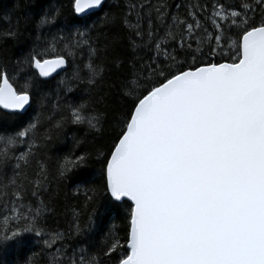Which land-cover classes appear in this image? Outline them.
<instances>
[{"label": "snow or ice", "instance_id": "1", "mask_svg": "<svg viewBox=\"0 0 264 264\" xmlns=\"http://www.w3.org/2000/svg\"><path fill=\"white\" fill-rule=\"evenodd\" d=\"M117 7L71 0V23L37 0L0 11V264L29 238L44 264H264V0ZM34 100L47 115L13 126ZM110 119L87 219L66 208L68 227H47L52 183L93 162L73 152L53 166L48 146L69 125L103 135ZM101 199L130 202L123 242L91 238Z\"/></svg>", "mask_w": 264, "mask_h": 264}, {"label": "trees", "instance_id": "2", "mask_svg": "<svg viewBox=\"0 0 264 264\" xmlns=\"http://www.w3.org/2000/svg\"><path fill=\"white\" fill-rule=\"evenodd\" d=\"M15 0H0V11L12 7ZM179 2V0H178ZM203 2V0H201ZM71 0H37L38 7L40 5H51L59 7L63 10L64 16L68 19L69 23L73 22L70 8ZM123 0H108V5L112 7V10L118 11V5H122ZM95 19V17H93ZM63 23V20L61 21ZM6 23H0V27H6ZM31 30V28H29ZM10 51H15L13 42L9 41L7 45ZM71 68H69V72ZM64 75L60 73L55 75L52 80L46 84L45 90L55 89L58 80ZM71 99L80 100L86 98V93L81 90L75 92ZM48 108H40L34 100L31 109L28 113L16 122L13 126H22L39 113L47 115ZM58 118V117H57ZM43 128L39 129V132H43ZM86 130L83 127H77L69 125L65 132L48 146L46 155L51 158V164L54 163L58 157L69 155L73 152L79 154L83 151H89L93 154V162L87 168L76 171L72 174L70 180L64 181L59 185L53 182L51 185L52 192L58 195V201L56 205V211L54 214H49L47 217V227L57 228L61 230L68 227L70 215H65V209L76 208L77 210L84 212L83 220L87 219V214L91 212L92 206L89 205L87 209L84 208L86 202L85 192L92 188H99L102 185L101 168L102 162L98 161L96 156L97 152H107L108 145L110 143L111 136L113 134L111 127V119L108 124L105 125V131L103 135L85 134ZM76 140H83L84 143L80 148L75 147ZM129 202L120 203L118 206L113 205L106 209L104 201L101 199L99 204V213L96 217L97 229L92 234L94 242H102L104 237L111 230L117 238L123 242L126 234V212ZM82 220V223H83ZM71 243V239L68 241ZM27 255L33 262V264H44L42 256L39 254V249L29 238V243L25 249L21 250L19 254L9 253L7 259L10 264H15L16 261L22 260Z\"/></svg>", "mask_w": 264, "mask_h": 264}, {"label": "water", "instance_id": "3", "mask_svg": "<svg viewBox=\"0 0 264 264\" xmlns=\"http://www.w3.org/2000/svg\"><path fill=\"white\" fill-rule=\"evenodd\" d=\"M130 203V202H129Z\"/></svg>", "mask_w": 264, "mask_h": 264}]
</instances>
